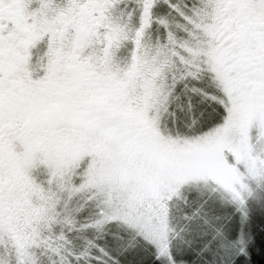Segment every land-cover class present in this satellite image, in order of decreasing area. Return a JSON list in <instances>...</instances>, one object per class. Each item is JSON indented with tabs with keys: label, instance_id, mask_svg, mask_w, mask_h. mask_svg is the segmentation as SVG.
Returning <instances> with one entry per match:
<instances>
[{
	"label": "snow or ice",
	"instance_id": "snow-or-ice-1",
	"mask_svg": "<svg viewBox=\"0 0 264 264\" xmlns=\"http://www.w3.org/2000/svg\"><path fill=\"white\" fill-rule=\"evenodd\" d=\"M253 202L264 0H0V264H236Z\"/></svg>",
	"mask_w": 264,
	"mask_h": 264
},
{
	"label": "trees",
	"instance_id": "trees-1",
	"mask_svg": "<svg viewBox=\"0 0 264 264\" xmlns=\"http://www.w3.org/2000/svg\"><path fill=\"white\" fill-rule=\"evenodd\" d=\"M249 233L245 234L247 256H240L236 264H264V221L252 222Z\"/></svg>",
	"mask_w": 264,
	"mask_h": 264
},
{
	"label": "rangeland",
	"instance_id": "rangeland-1",
	"mask_svg": "<svg viewBox=\"0 0 264 264\" xmlns=\"http://www.w3.org/2000/svg\"><path fill=\"white\" fill-rule=\"evenodd\" d=\"M250 212L248 221L243 225L244 234H250L249 230L251 229L252 222L257 223L264 221V202H253L250 203ZM241 228L239 214L233 219V232L234 235L239 232ZM237 263V262H236Z\"/></svg>",
	"mask_w": 264,
	"mask_h": 264
}]
</instances>
